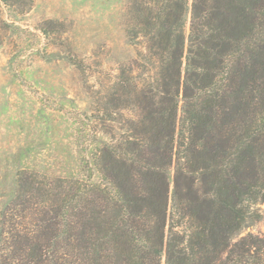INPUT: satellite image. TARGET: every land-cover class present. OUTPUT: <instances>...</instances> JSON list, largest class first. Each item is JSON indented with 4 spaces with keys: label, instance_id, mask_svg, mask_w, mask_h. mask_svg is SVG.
Segmentation results:
<instances>
[{
    "label": "trees",
    "instance_id": "1",
    "mask_svg": "<svg viewBox=\"0 0 264 264\" xmlns=\"http://www.w3.org/2000/svg\"><path fill=\"white\" fill-rule=\"evenodd\" d=\"M124 31L134 56L98 91L86 70L90 176H19L0 264H264L246 233L264 202V0H127Z\"/></svg>",
    "mask_w": 264,
    "mask_h": 264
},
{
    "label": "rangeland",
    "instance_id": "2",
    "mask_svg": "<svg viewBox=\"0 0 264 264\" xmlns=\"http://www.w3.org/2000/svg\"><path fill=\"white\" fill-rule=\"evenodd\" d=\"M126 9L127 0H0L1 210L19 176H90L94 81L86 70L94 69L98 91L107 71L134 56ZM258 209L261 219L246 233L264 237V202Z\"/></svg>",
    "mask_w": 264,
    "mask_h": 264
}]
</instances>
